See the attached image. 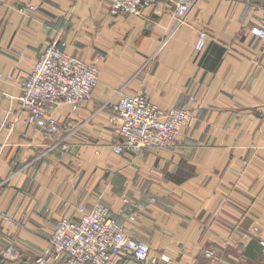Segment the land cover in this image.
Returning a JSON list of instances; mask_svg holds the SVG:
<instances>
[{"label": "crops", "instance_id": "1", "mask_svg": "<svg viewBox=\"0 0 264 264\" xmlns=\"http://www.w3.org/2000/svg\"><path fill=\"white\" fill-rule=\"evenodd\" d=\"M172 26L165 2L116 15L108 0L0 3V72L13 77L0 79V212L14 217L0 215V264L33 260L61 217L97 200L166 264H264V39L250 31L264 28V0H195ZM54 40L101 58L91 97L59 105L69 129L51 133L26 120L18 82ZM119 88L161 108L194 95V118L170 146L115 151L108 103ZM110 264L146 263L123 253Z\"/></svg>", "mask_w": 264, "mask_h": 264}, {"label": "built area", "instance_id": "2", "mask_svg": "<svg viewBox=\"0 0 264 264\" xmlns=\"http://www.w3.org/2000/svg\"><path fill=\"white\" fill-rule=\"evenodd\" d=\"M3 0H0V3ZM109 10L116 14H139L141 9L157 2L169 4L173 18L171 35L186 22V16L195 0H108ZM33 5L19 8L23 13ZM251 33L264 39V28L252 26ZM207 32L199 30L194 48L205 47ZM97 55L87 61L61 48L56 40L47 43L33 64L31 72L19 80L21 93L18 99L26 111L30 124L45 127L56 133L69 129L68 123H57L54 114L61 104H67L72 111L91 97L98 83L100 68ZM11 73L0 72V79H12ZM118 98L110 100L109 120L117 124L119 140L113 144L115 151L140 153L144 148L172 145L183 129L194 118L197 100L189 95L191 106L161 108L149 95L142 92L126 93L115 90ZM3 180H0V184ZM78 218L63 216L54 225L46 246L40 255L31 261L19 264H110L114 256L128 254L146 264H166L169 256L165 253H151L144 240L129 234L109 207L101 201L91 205L81 202L77 206ZM0 215L10 223L14 217L1 211ZM136 212L128 218L134 219ZM264 245V240H261ZM209 254V252H206Z\"/></svg>", "mask_w": 264, "mask_h": 264}, {"label": "rangeland", "instance_id": "3", "mask_svg": "<svg viewBox=\"0 0 264 264\" xmlns=\"http://www.w3.org/2000/svg\"><path fill=\"white\" fill-rule=\"evenodd\" d=\"M30 10H32V9H30ZM30 10H26L25 12H27V11H30ZM100 56H101V54H100ZM84 59V58H83ZM86 60V59H85ZM88 61V60H87ZM90 61H92V60H90ZM100 68V67H99ZM98 80H99V78H98ZM94 90V89H93ZM132 214V213H131ZM131 220H133V219H131Z\"/></svg>", "mask_w": 264, "mask_h": 264}]
</instances>
